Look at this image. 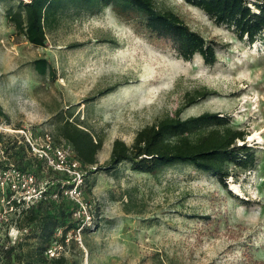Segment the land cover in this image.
<instances>
[{
	"label": "rangeland",
	"instance_id": "obj_1",
	"mask_svg": "<svg viewBox=\"0 0 264 264\" xmlns=\"http://www.w3.org/2000/svg\"><path fill=\"white\" fill-rule=\"evenodd\" d=\"M154 1L217 44L214 64L198 55L183 61L110 9L63 22L45 48H35L14 34L0 8V108L15 126L36 133H52L57 112L87 119L104 139L98 165L108 161L115 139L130 145L138 130L166 115L227 116L249 133L254 170H233L226 189L191 168L156 177L128 166L90 174L92 220L88 231L69 236L64 255L68 264H264V33L249 44L184 0ZM42 57L53 64L54 78L33 71L31 62ZM201 88L211 95L184 106L186 94ZM126 203L132 214L125 213ZM14 220L13 227L28 231L21 244L37 242L36 226L21 222L23 215L0 196V264L12 242L9 230L11 238L17 234L9 229Z\"/></svg>",
	"mask_w": 264,
	"mask_h": 264
},
{
	"label": "trees",
	"instance_id": "obj_2",
	"mask_svg": "<svg viewBox=\"0 0 264 264\" xmlns=\"http://www.w3.org/2000/svg\"><path fill=\"white\" fill-rule=\"evenodd\" d=\"M1 1H9L6 6L0 3V8L5 10V22L15 35L22 36L35 48H45L48 35L63 22L92 17L110 9L116 18L133 27L136 34L145 35L150 41L170 48L183 61H190L198 55L206 64L216 62L217 44L189 28L173 10L158 8L154 0ZM184 1L199 9L215 24L231 28L239 40L246 39L253 44L264 33V0ZM30 65L37 76H56L53 64L45 57L35 59ZM210 95L211 92L205 88L188 93L184 106ZM79 118L74 116L73 111L53 114L51 135L56 141L66 142L75 160L85 169L82 185L84 200L90 193L87 182L90 174L119 172L126 166L135 174L152 177L172 169L191 168L215 177L224 189L227 188V179L235 177L233 170L245 173L256 168V151L245 143L249 133L235 128L230 118L217 113H203L187 119H181L177 114L161 117L138 130L130 145L115 139L109 159L103 165H98L97 160L103 147V136L91 129L87 119L80 121ZM8 159L13 168L48 181L49 187L45 198L28 208L12 203L13 210L23 215L21 222L36 226L38 236L33 244L28 242L29 239L21 244L27 233L20 240L9 242V246L2 249L4 264H68L64 254L57 258L46 255L54 242L65 245L66 234L72 233L74 237L80 227V221L73 218L75 204L62 195L64 186L59 181L65 178L49 170L43 160L26 153L15 143L10 146ZM86 202L89 203L88 200ZM129 207L128 203L123 206L126 214H132ZM18 222L14 220L11 223L17 226ZM87 227H83L80 233L88 231ZM58 232L61 236L57 235Z\"/></svg>",
	"mask_w": 264,
	"mask_h": 264
},
{
	"label": "built area",
	"instance_id": "obj_3",
	"mask_svg": "<svg viewBox=\"0 0 264 264\" xmlns=\"http://www.w3.org/2000/svg\"><path fill=\"white\" fill-rule=\"evenodd\" d=\"M13 143L23 147L26 153L43 160L49 170L65 178L63 181H59L64 186L62 195L76 206L73 218L80 221V227L76 230L74 237L80 235L81 229L88 225L92 216L90 205L82 195L86 171L75 160L71 147L64 141H56L48 131L36 133L30 128L15 126L9 121L6 114L0 111V166L3 164V167H0V196L4 205L9 209H13V202L24 208L32 206L45 198V193L49 187L48 181L13 168L8 159L10 146ZM13 226L15 224L9 229H15L17 234L11 238L9 230L8 236L12 242H15L27 233V229H17ZM57 235L61 236V232H58ZM71 235L72 233L66 234L65 245L54 242L46 251V255L49 258H57L64 254L66 242Z\"/></svg>",
	"mask_w": 264,
	"mask_h": 264
},
{
	"label": "crops",
	"instance_id": "obj_4",
	"mask_svg": "<svg viewBox=\"0 0 264 264\" xmlns=\"http://www.w3.org/2000/svg\"><path fill=\"white\" fill-rule=\"evenodd\" d=\"M9 28H11L9 25H8ZM12 29V28H11ZM5 113V112H4Z\"/></svg>",
	"mask_w": 264,
	"mask_h": 264
}]
</instances>
